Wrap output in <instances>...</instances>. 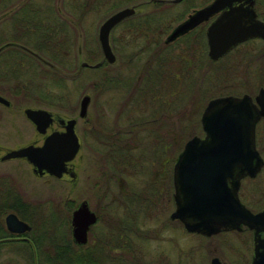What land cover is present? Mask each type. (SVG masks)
I'll use <instances>...</instances> for the list:
<instances>
[{
  "label": "rangeland",
  "instance_id": "374dc122",
  "mask_svg": "<svg viewBox=\"0 0 264 264\" xmlns=\"http://www.w3.org/2000/svg\"><path fill=\"white\" fill-rule=\"evenodd\" d=\"M204 1L183 0L178 4L166 5L160 12L166 18L182 17L185 20L198 10L188 6H196ZM32 3L36 4V9H45V19L48 15L54 26L60 27V44L57 45L63 46L59 52L64 58L62 63L53 65L43 56L37 62L26 55L25 62L17 61L15 64L13 60L7 68L5 55L0 56V96L11 103L10 108L0 105V146L16 149L30 142L40 143L41 138L23 116L26 108H41L76 118V133L82 142L81 150L73 161L77 165V180L74 184H68L50 178L37 179L31 167L18 160L0 162V179L11 180L14 194L27 207L34 209V213H38L35 212L38 209L43 217L54 214L55 219L59 218L64 224L61 227L64 235L70 234L69 224L66 226L65 222H70L72 211L86 201L89 208L101 216L93 233L99 234L104 229H110L114 234L121 233L122 244H129V251L140 264H210L213 258L219 259L222 264H251L254 230L243 227L241 231L204 237L189 234L179 221L170 220L169 216L175 209L171 173L186 143L192 137H204L200 117L210 100L255 95L259 88H264V68L260 66L262 58L257 61L259 55L264 53V44L252 39L219 63H206L202 70L192 75L189 94L181 96L183 102L177 103L175 111L160 116L153 126L164 131L147 133L150 127L148 122L152 121V107L149 105L152 101L146 98L137 106L136 100L139 98H136L131 85L135 84L143 65L151 63V57L141 50L142 40L134 44L132 38L123 35L131 24L129 21L140 17L142 11L143 14L146 11L150 17L154 16L153 9H139L148 3L143 2L138 7V15L112 30L110 42L116 62L113 65L103 62L99 70L82 69L78 75L76 73L82 62L88 63L87 60L91 59L98 63L102 60L97 40L101 23L112 13L139 4L129 0H33ZM7 20L0 21V45L13 38L12 24ZM179 23H175L173 28ZM171 33L163 36L161 41H169ZM14 42L26 44L18 38ZM249 57L253 58L254 63L249 61ZM244 60L250 68L247 69ZM20 63H24L22 66L25 68L21 77L7 79L4 75L6 70L16 68ZM84 95L90 96V104L86 118L78 119L79 103ZM134 106L142 113L133 112ZM138 130L142 133L140 131L137 135ZM118 136L124 139L119 141ZM137 136L141 138L139 149L128 151L125 148L130 166H122L124 174L115 172L111 165L115 160L108 161L105 152L108 151L112 158L121 156L116 153L120 149L119 142L131 143ZM106 141L107 144L110 142L108 149ZM256 142V150L263 160V132L258 133ZM163 161L164 165H161ZM125 194L142 205L135 209V204L129 205ZM238 198L253 214L264 211V164L254 178L241 180ZM125 206L128 209H123ZM129 210L131 213L128 215ZM6 215L0 218L3 224ZM127 216L130 217L129 222L133 219V226L127 224L132 230L125 229V223L121 222L126 221ZM117 227H120L118 231ZM17 250L0 249V264H30L29 257L19 254ZM122 253L109 254L108 260H123L125 250Z\"/></svg>",
  "mask_w": 264,
  "mask_h": 264
},
{
  "label": "water",
  "instance_id": "95a60500",
  "mask_svg": "<svg viewBox=\"0 0 264 264\" xmlns=\"http://www.w3.org/2000/svg\"><path fill=\"white\" fill-rule=\"evenodd\" d=\"M183 0H149L146 3L178 4ZM143 4V3H141ZM124 7L108 16L99 26L97 40L102 60L94 65L82 62L76 75L84 68L98 69L103 62H116L110 42L112 30L127 19L138 15L141 5ZM254 0H213L197 10L172 32V41L199 24L219 14L208 27L206 39L209 57L216 61L233 48L252 39L264 41V22L257 19ZM256 111L250 97L217 98L208 102L200 122L203 138L192 137L174 166L175 209L170 220L179 221L189 234L211 237L221 232L254 230V249L251 264H264V211L253 214L238 198L241 180L254 178L263 166L255 148V122L264 118V88L258 91ZM0 104L10 102L0 96ZM90 96L84 95L79 103L78 119H85ZM25 118L39 135H44L53 123L63 132L48 135L41 146L28 145L6 150L0 162L25 160L35 176H50L57 180L74 182L76 174L72 161L81 144L76 133L77 119L41 108H26ZM97 217L86 201H82L71 215V233L79 246L87 243L89 229ZM6 227L13 234H23L28 226L15 214H9ZM263 234V237H261ZM210 264H222L213 258Z\"/></svg>",
  "mask_w": 264,
  "mask_h": 264
},
{
  "label": "trees",
  "instance_id": "16d2710c",
  "mask_svg": "<svg viewBox=\"0 0 264 264\" xmlns=\"http://www.w3.org/2000/svg\"><path fill=\"white\" fill-rule=\"evenodd\" d=\"M134 4H141L143 2H147L149 0H129ZM186 1V0H185ZM209 2L212 0H208ZM205 0L204 2H200L199 5L193 6V4L189 5L188 8H202L207 5L209 2ZM262 0L256 1V11L264 20V2ZM166 5L160 3H148L145 6H140V8L144 10L153 9L154 16H149L146 14H142L140 17L134 18V20L129 21V26L127 27V33L123 35L126 38H132V43H138V40H142V49L148 53L151 57V63L143 65L142 71L138 73L139 77L135 81V84L132 86L135 90L137 106L142 104V101L146 98L151 100L152 104L149 102V105L152 107V115L150 116L151 120L148 122L150 127L146 130L147 133H152L155 131L163 132L164 129L161 128H153L156 125L157 120L163 114H168L171 111H175L177 103H182V95L186 93V96L190 91V82L193 79L192 75L196 72L198 73L200 69L194 70L189 67L187 60L188 56V48L192 46V41L187 40L182 42L181 46H177L175 50V54L173 60L170 56L169 49L166 45H164L161 41V38L167 35L173 28L175 23L181 22L180 17H172L166 18L161 11ZM157 10V11H156ZM177 18V19H176ZM51 18L47 15V19H45L44 27L39 18L32 23L36 24V29L39 28L44 31V34L36 36L35 41L31 38V42L29 43L31 48H35L36 54L40 57H44V60L49 63L55 65L57 63H62L63 58L60 54L59 50L63 48V46H58L57 44L60 36V27H55L54 24L50 20ZM41 25L40 27L38 25ZM28 44V43H26ZM185 47V48H184ZM186 49V50H185ZM191 55V53H190ZM186 56V59H185ZM19 57V58H18ZM17 61H25V58H20V56L15 57V64ZM87 62L89 64L95 63L94 60L88 59ZM207 64L209 60L207 59ZM23 63L16 65L13 67V76L16 78L17 76L21 77V73H23ZM102 67V66H101ZM99 70V69H98ZM209 70L207 71V73ZM174 74V76H173ZM157 81H154V80ZM127 83V82H126ZM128 84V83H127ZM189 85V86H188ZM126 87V86H125ZM128 89H130L129 84L127 85ZM173 103V107L171 104ZM147 107V105H146ZM138 108V107H137ZM140 110L136 109L134 106L133 112L137 113ZM152 123V124H151ZM151 130V131H150ZM116 153H120L121 156L116 155V157H110V160H115L112 162V167L115 172H122V166L126 167V163L124 162L125 158V148H120L116 151ZM157 196L159 195L156 194ZM126 200H129V205H134L135 209L139 208L142 204L140 202H133L131 197H127ZM15 213H18L20 217L24 220L28 221L32 225V232L30 234V239L34 244L35 254L37 259L34 261L32 259L33 251L28 248L27 251L31 257L30 264H103V260L101 259L103 254H114L115 252H122L125 250V256L123 260L121 258L114 260H108L105 263L112 264H140L139 261L136 260L132 251H129V244H122L123 236L121 233H112L110 232L109 244L106 245L105 242H100L96 245V248L92 247H77L75 246L69 238H65L59 235L58 229L59 226H56V221L59 219L55 215H49L47 217H38L39 220H35L34 217V209L26 210L27 213L22 214L19 208H17V204L15 207H10ZM123 209H128L127 206L123 207ZM30 210V211H29ZM29 211V212H28ZM0 212H2L0 210ZM128 215L131 213L130 210L127 211ZM40 216V215H38ZM133 217V216H132ZM131 217V218H132ZM129 216H127L126 221H121L125 223V229L132 228L133 219L129 222ZM64 221V220H63ZM130 225V226H127ZM120 227H117V231ZM127 245V247H126ZM124 246V248H123ZM124 261V262H123ZM123 262V263H122Z\"/></svg>",
  "mask_w": 264,
  "mask_h": 264
},
{
  "label": "flooded vegetation",
  "instance_id": "af4514ba",
  "mask_svg": "<svg viewBox=\"0 0 264 264\" xmlns=\"http://www.w3.org/2000/svg\"><path fill=\"white\" fill-rule=\"evenodd\" d=\"M32 1L33 0H0V21L2 19H9L7 21H11V24H12V33H13L12 34L13 38L11 40H9L8 42L3 43L2 45H0V56L3 57L5 55V58H6V60H5V66L6 67L9 65L10 61L12 62L13 60H15V57L16 56H20V58L23 59V58H26V55H27L28 57H30L31 59H33V60H35L37 62H40V60H41V57L38 54H36V51L34 50L35 48L34 49L31 48L30 45H29V43L31 42V40H30L31 38H33V40L35 41L36 40L35 39L36 36H39V35L44 34L43 29L41 30L39 28V30H37L35 28L36 27V24L35 23H32V22L33 21H36V19L39 18V20L42 22V25L44 27L45 13H46V11L43 8H39V9L34 8V5H36V4L32 3ZM256 1L257 0H254V6H253V8L255 10L257 19L260 20V21H262V22H264V20L259 17V15H258V13L256 11ZM208 4H210V3H208ZM207 5H205V6H207ZM2 6H7V7L6 8H1ZM205 6H203V7H205ZM194 12H196V10L193 11L192 14H194ZM220 13L217 14V15H215V16H213V17H211L207 22H203V23L199 24L197 27H195L194 29L187 31L185 34H183L181 36H178L176 39H174L172 41H170V40L168 41L167 40L165 42H162L164 45H166L168 47L169 53H170V56H171L172 60H173V57H174V54H175L176 47L177 46H181L182 45L181 43L184 42V41H187V40H191L193 43H192V46L190 48H188V50H187L188 56H187L186 62H188L189 67L192 68V69H194V70H197L198 68L200 70H202L203 67H204V65L207 62V59L211 63H219L224 57H226L231 52H233L235 49H237L240 46H242L243 44H245L246 42H244V43L238 45L237 47L233 48L231 51H229L226 55H224L219 60L214 61V60H212L209 57V55H208L207 39H206L207 38L206 37V31H207L208 27L220 15ZM192 14H190V15H192ZM43 17H44V19H43ZM185 20H182L180 23H182ZM38 26L40 27L41 25L39 24ZM174 28L171 30L172 32L174 31ZM168 34L166 36H168ZM15 38L24 40L25 43H28V44H25L26 46L23 45V44L20 45L19 43L15 44L16 43V42H14V39ZM253 40L259 41V42H261V43L264 44V41L263 40H260V39H253ZM141 50H143V49H141ZM190 53H191V55H190ZM261 58H262V63H261L260 66L262 68H264V53L259 55V57L257 58V61H259ZM185 59H186V56H185ZM116 60H117V58H116ZM249 61L251 63H254V60H253L252 57H249ZM243 62L247 65V69L250 68L249 67V64L247 62H245V60ZM100 68H101V66L98 69H100ZM84 69H89V68H84ZM98 69H93V70H98ZM12 70H13V67L12 68H9L10 73H9L8 70H6V73L4 75L7 76V79L8 78H12V76H13ZM173 76H174V74H173ZM203 76H205V73H204ZM139 79H140V77H139ZM260 89H262V88H259V90ZM258 91H257V93L255 95L243 94L240 97H238V96H232V97H235V98H242L243 96L250 97L251 106L253 107L254 110L259 111L260 110V107L258 106V104L256 103V100H255L256 97L258 96ZM1 97H3V96H1ZM226 97H228V96L218 97V98H226ZM4 99H6V98H4ZM215 99H217V98H215ZM0 105H2V104H0ZM2 106L5 107L4 105H2ZM10 106H11V103H10ZM10 106H8L6 108H10ZM171 106L173 107V103L171 104ZM139 113H142V111H139ZM23 116H24V114H23ZM24 118H25V116H24ZM26 121L33 127L34 132L36 133V135L39 138H41L40 139V143L39 142H30V143H28V144H26L24 146L19 147V148H23V147L28 146V145L41 146L43 144V142H44V139L48 135H50L51 133H53V132H63V128H60V127L57 126L56 123H53V125L49 129H47V131H46V133L44 135H39L36 132L35 127L33 126V124L31 122H29L27 119H26ZM140 131L141 130L136 131L135 134L138 135L140 133ZM262 132L264 133V118L263 117H259L256 120L255 127H254L255 147H256V149H257V142H256L257 135H258V133H262ZM141 133H142V131H141ZM127 134H128V132H127ZM118 137H120V136H118ZM118 139H119V141H121V140L124 139V137L121 136ZM79 140H80V144L82 146V142H81L80 137H79ZM140 140H141V138H139L137 136V137L134 138V141L131 142V143H129L128 141L125 144H123L122 142L121 143L119 142V148H126L128 151L137 150V149H139V141ZM105 146L108 149L110 147V142L107 144V141H106ZM19 148H16V149H19ZM6 150H12V148L0 146V158L5 154ZM80 150H81V147H80ZM80 150H79V152H80ZM263 150H264V147H263ZM79 152H78V154H79ZM258 153L260 154L259 151H258ZM77 155H76V157H77ZM127 156L128 155H127V152H126V154H125V160H124V162L126 163V167L125 168H127V167L130 166V163L129 162L127 163V160L129 159V158H127ZM76 157H75V159H76ZM109 157H110V154L108 153V151L105 152V158L108 159V161L110 159ZM138 158L139 157L137 156V159ZM263 160H264V158H263ZM13 161H17V160L6 161V162H13ZM18 161H24L25 163H27L23 159H20ZM73 161H72L73 171L76 174L77 165L75 163H73ZM6 162H1V163H6ZM175 163H174V165L172 167V173H171V185H172V192H173L172 193V197H174V192H175L174 191V183H173ZM161 165H164V161H163V163H161ZM29 166L31 167V172H32V166L31 165H29ZM122 174H124V173H122ZM125 174L127 175V172L126 171H125ZM34 177L37 178V179H48V178H50V179L57 180V179L52 178L50 176L38 177V176H35L34 175ZM76 180H77V174H76V179H75L74 182H69L66 179L57 180V181L64 182V183H68V184L69 183L70 184H74L76 182ZM10 182H11V180H9V179H0V210L2 211V212H0V218H1V216L3 214H6L7 213V215L4 218V224L0 220V249L1 250H4V249L11 250L12 249V251H13L15 248H17L18 249L17 252L19 254H25V255H27L29 257V261H30L31 257H30V255H29V253L27 251V249L30 248L33 251L32 259L35 261L37 259V256H36V254L34 252L35 251L34 244L32 243V241L30 239V234L32 232V225H31V223H29L28 221H26L22 217H20L18 215V213H15V212H13L12 210L9 209L10 207H15V204H17V208H19L20 211H22L21 213L24 214V213H27L26 210H28L30 207H27L26 204L19 197H17L16 194H14V190L15 189H13V190L11 189ZM131 194H133V192H131ZM124 197H127V194H125ZM173 204H174V207H175L174 200H173ZM36 210L37 211H35V212H38V213L34 214V217L33 218H35V220H39L38 217H41L42 218L43 215L40 212V210H38V209H36ZM92 212L95 213V215L97 217V221L89 229L88 236H87V243L84 246L77 245L74 242L73 238H72V233H71V230H72V228H71V218H70V222L69 223L65 222L66 226H68V224H69V233L70 234H65V235L61 232V227L64 224H62V222H60V220H59V222L56 221V226H59L60 227L58 229L59 235L65 237V238H69L71 240V242L75 246H77V247H83L84 248V247H87L88 246L89 248L90 247L96 248V245L99 244L100 242H105L106 245L109 244L110 229H107V230L104 229V231L100 232L99 234L93 233V229L99 223V220H100L101 216L96 211H92ZM9 214H15L20 221H22L23 223H25L28 226V230L25 233H23V234H13V233L9 232L8 229H7V227H6V222H5V219H6V217ZM38 215H40V216H38ZM71 215H72V213H71ZM90 234H91V237H90ZM261 237H263V234H261ZM108 257H109V254L106 253V254H103V256H102L101 259L103 260V262L104 261L107 262L108 259H109Z\"/></svg>",
  "mask_w": 264,
  "mask_h": 264
}]
</instances>
